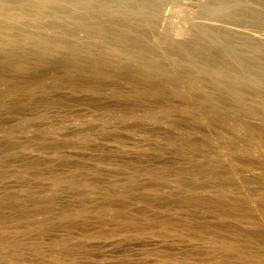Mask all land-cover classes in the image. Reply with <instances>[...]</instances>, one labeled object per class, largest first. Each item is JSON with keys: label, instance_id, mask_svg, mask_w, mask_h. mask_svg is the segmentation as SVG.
Instances as JSON below:
<instances>
[{"label": "rangeland", "instance_id": "rangeland-1", "mask_svg": "<svg viewBox=\"0 0 264 264\" xmlns=\"http://www.w3.org/2000/svg\"><path fill=\"white\" fill-rule=\"evenodd\" d=\"M116 1L0 34V264H264V0Z\"/></svg>", "mask_w": 264, "mask_h": 264}, {"label": "bare ground", "instance_id": "bare-ground-1", "mask_svg": "<svg viewBox=\"0 0 264 264\" xmlns=\"http://www.w3.org/2000/svg\"><path fill=\"white\" fill-rule=\"evenodd\" d=\"M93 2V0H0V34L1 38L4 40H10V37L12 36V32L10 31L8 25L9 24H15L19 26L27 25V24H37L40 22H44L46 17L51 19H55L54 22L58 21L59 19H67L71 18L70 22L73 24L74 19H79L78 15L83 13L84 15V9L87 10V8H91L92 5H97ZM121 0L116 1L120 2ZM94 4H93V3ZM102 2V1H101ZM121 3V2H120ZM120 3L118 5H120ZM99 5H101L100 2H98ZM103 5H105L103 3ZM106 7H109L106 6ZM80 8H84L83 10ZM97 11V7H94ZM93 8V9H94ZM104 8V7H103ZM114 8V7H113ZM92 9V8H91ZM117 9V7H115ZM106 10V9H105ZM105 10L102 9V12ZM111 10V9H109ZM117 9L116 11H118ZM88 12L90 10H87ZM85 11V14H88V12ZM96 11V12H97ZM101 11V10H99ZM106 10L105 12H107ZM112 11V10H111ZM121 15L128 14L129 9H125V7L120 9ZM118 11V12H120ZM49 12V13H46ZM100 12V13H102ZM116 13V12H115ZM106 13H104L105 15ZM107 15V14H106ZM80 20V19H79ZM52 21V22H53ZM62 21V20H60ZM80 22V21H79ZM78 23V22H76ZM57 24L59 25L60 22ZM62 24V22H61ZM60 24V25H61ZM38 25V24H37ZM40 25V24H39ZM63 25V24H62ZM61 25V26H62ZM60 26V27H61ZM62 32V30H61ZM41 41V40H40ZM42 42V41H41ZM43 43H46V40H43ZM230 51V49H229ZM227 52L228 54L231 52L233 54V51ZM230 54V55H231ZM229 55L232 58V56ZM236 57V56H235ZM230 63L236 64L239 68L243 67L246 68V66L239 61V59H234V57L230 60H228Z\"/></svg>", "mask_w": 264, "mask_h": 264}]
</instances>
